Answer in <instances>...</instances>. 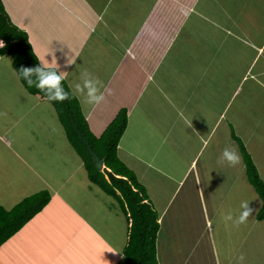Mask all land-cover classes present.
<instances>
[{
	"label": "crops",
	"instance_id": "0c3cea01",
	"mask_svg": "<svg viewBox=\"0 0 264 264\" xmlns=\"http://www.w3.org/2000/svg\"><path fill=\"white\" fill-rule=\"evenodd\" d=\"M1 2L11 21L27 33L39 64V59L49 65L55 61L66 72L71 92L84 69L103 81L102 104L87 105L75 96L94 135L126 109L127 126L117 155L145 187L158 213L159 264H237L240 254L245 256L243 264H264V219H256L261 201L255 199L259 196L247 180L232 138L234 133L241 139L264 182V132L254 129L258 125L264 129V0ZM11 62L9 55L0 54V113H6L0 115V148L24 163L22 182H35L34 176L43 177L46 170L49 176L63 168L69 171L65 186L72 179L75 193L87 191L97 200V216L104 220L100 226L105 233L87 223L91 240L107 246V253L95 250L89 264H127L125 214L114 199L96 196L97 186L67 141L54 107L45 97L27 92ZM250 95L255 96L251 124L242 123L238 135L232 122ZM223 131L227 140L214 138ZM183 133L194 142L187 144ZM22 134L41 143L29 150ZM213 139L216 150L206 153L204 146ZM230 145L241 156L234 167L220 162ZM35 150L41 153L40 162L25 163L22 153ZM3 156L0 152V164L5 163ZM79 166L83 178L74 176ZM78 182L83 186L77 187ZM52 190L42 210L54 197L61 203L71 198ZM245 200L256 209L247 223L236 228L225 222L229 211L238 216ZM57 212L60 208L47 213ZM180 255L177 262L174 256Z\"/></svg>",
	"mask_w": 264,
	"mask_h": 264
},
{
	"label": "trees",
	"instance_id": "16d2710c",
	"mask_svg": "<svg viewBox=\"0 0 264 264\" xmlns=\"http://www.w3.org/2000/svg\"><path fill=\"white\" fill-rule=\"evenodd\" d=\"M0 47L1 55H9L12 67L21 84L28 93L41 97L47 96L35 86L29 87L20 75L21 67H35L38 59L31 49L27 33L17 27L10 19L0 0ZM63 87L70 93V98L63 102L49 101L63 126L67 141L81 158L91 183L99 187L106 195L111 196L120 206L129 223L128 240L123 249L127 264H159L156 253V241L160 230L158 213L150 200L145 187L137 180L135 173L118 157L119 140L127 126V111L119 110L114 119L96 136L87 125L78 99L71 95L65 80ZM48 100V99H47ZM77 124L83 139L103 160L104 168L99 170L88 152L86 145L76 132ZM232 138L237 142L245 165L248 182L260 198L261 205L256 214L257 220L264 219V182L260 178L250 154L243 142L234 133ZM51 198L46 189L24 197L10 209L0 205V246L39 213Z\"/></svg>",
	"mask_w": 264,
	"mask_h": 264
},
{
	"label": "rangeland",
	"instance_id": "374dc122",
	"mask_svg": "<svg viewBox=\"0 0 264 264\" xmlns=\"http://www.w3.org/2000/svg\"><path fill=\"white\" fill-rule=\"evenodd\" d=\"M254 98V95H250L246 100V103L242 105L243 110L239 111V109H236L237 118L236 121L232 123L236 126L238 135H241L242 123L247 121L246 124H251L250 113L254 111ZM244 105L246 112L244 111ZM243 111L245 119L242 118L244 116ZM227 120L230 121L229 118H227ZM221 128H223L224 131L228 130L224 123L221 124ZM254 129L257 130L255 131L257 134L259 131L264 132V129L260 125L254 126ZM224 131L218 133V136H215L214 138H224L227 140L229 135ZM183 136V139H185L187 144L194 142L192 136H188V134L185 133H183ZM15 137L18 140L21 139L24 140V142H27L29 150L37 147V145L41 143V141L37 143L31 137L23 134L19 135L20 139L17 136ZM258 137L261 136L259 135ZM215 139L210 141L209 145L205 144L204 148L206 147V153L215 152L216 148L212 147L215 143ZM14 146L16 147V144H14ZM11 150L14 153L12 148ZM0 152L6 154V156H3L5 163L0 164V205L6 209H10L24 197L43 189L49 190V188H51L53 189V192L58 189L61 196H66V194L71 196V198H67L69 203H61L62 200L59 199L58 196L54 197V199L52 198V201L46 207L48 208L46 211L42 210L16 234L3 243L0 246V264H89L88 260L91 257L94 258L95 250L97 254L100 249H102V251H100L101 254H103V252L107 253V246L105 245L102 247L100 243L91 240L92 233L87 228V223L89 225L93 224L96 227H99L102 232L103 226H100V224L103 223L104 220L101 219V215L97 216V214H100V206L95 204L97 200L93 199L90 194L87 196V191L82 190L83 193H75L77 188L70 187L72 179H69V187L68 185L65 186L66 183L64 177L69 171H66V169L63 168L55 176H49L50 174H48L49 172L46 170L47 173H45L43 177L42 174L34 176L35 182H30L28 180L22 182L20 177L26 171V168L23 166L24 163L21 164L20 161L14 160V157L7 154L2 148H0ZM22 154L25 158L23 159L25 163L26 161L30 162L32 160L33 162H40L39 159L41 158V153H39L38 150H35L32 154ZM253 160L257 161L256 157L254 158V155ZM77 162L80 161L77 160ZM82 170V166L75 168L74 176L76 174L77 177L83 178ZM21 171L22 173L19 174ZM76 186L80 187L83 186V184L78 182L76 183ZM93 188H95L93 190L96 192V196L100 194L99 198L104 200L109 198L111 202H113L111 196L106 195L97 187ZM68 190L70 193L67 192ZM255 199L256 201H260L258 197ZM59 208L60 212H57L54 216L52 214L49 216V213H47L49 209L58 210ZM84 218L88 222L84 221ZM170 231L171 230L167 231V234ZM102 233L105 232L103 231ZM174 235L178 239L179 236H176V234ZM173 253L174 252L171 251V254ZM174 258L179 262L182 259V256H174ZM91 264H96V262H92Z\"/></svg>",
	"mask_w": 264,
	"mask_h": 264
},
{
	"label": "clouds",
	"instance_id": "9594fccd",
	"mask_svg": "<svg viewBox=\"0 0 264 264\" xmlns=\"http://www.w3.org/2000/svg\"><path fill=\"white\" fill-rule=\"evenodd\" d=\"M0 47H4V41L0 40ZM35 67H21L20 75L27 82L29 87L35 86L41 92H44L48 101L63 102L70 98V93L63 87V81L67 79L66 72H61L54 61L52 65L47 64L44 60ZM104 83L98 77L93 75L87 69L80 72V82L72 86L73 96H80L87 105L98 106L105 102L106 95ZM110 94V90H106ZM6 115V113H0ZM220 162H227L229 166H236L241 162V156L234 146H226L220 157ZM104 168V167H103ZM100 170V169H99ZM102 170V169H101ZM256 209L250 206V201L245 200L240 204L238 216L234 218L233 213L229 211L225 216V222L231 221L233 226L239 228L245 225L250 216L255 213ZM244 254L237 257V264H243Z\"/></svg>",
	"mask_w": 264,
	"mask_h": 264
},
{
	"label": "water",
	"instance_id": "95a60500",
	"mask_svg": "<svg viewBox=\"0 0 264 264\" xmlns=\"http://www.w3.org/2000/svg\"><path fill=\"white\" fill-rule=\"evenodd\" d=\"M74 128H75L76 132L78 133V135L80 136V138L82 139V141L84 142V144L86 145V148H87L88 152L90 153V155L92 156V159H93V161H94L95 166H96L98 169L101 170V169L104 167L103 160L100 159V158L98 157V155L92 150V148H91V146L89 145V143H88L85 139H83V137H82L80 131L78 130V126H77L76 123H74Z\"/></svg>",
	"mask_w": 264,
	"mask_h": 264
}]
</instances>
